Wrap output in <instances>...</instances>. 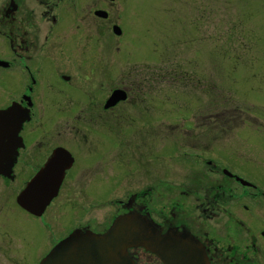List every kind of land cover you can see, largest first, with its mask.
I'll return each mask as SVG.
<instances>
[{"label": "rangeland", "instance_id": "obj_1", "mask_svg": "<svg viewBox=\"0 0 264 264\" xmlns=\"http://www.w3.org/2000/svg\"><path fill=\"white\" fill-rule=\"evenodd\" d=\"M9 1L17 6L19 32L31 42L23 56L54 59L57 73L72 78L61 98L59 88L39 82L37 111L24 132L33 145L68 148L76 165L39 220L28 222L13 198L0 193V264H31L30 255L41 252L35 264L73 228L107 230L119 212L115 201L146 189L152 190L143 201L150 216H166L180 189L222 177L211 174L206 161L248 180L255 195L264 194V0H60L53 12L62 18L51 29L39 19L45 9L34 0H0V58L6 61L12 60L9 21L2 13ZM93 10L108 17H94ZM28 11L33 15L25 22ZM28 65L38 68L35 61ZM16 82L0 70V108ZM116 88L126 90L125 102L107 113L84 112ZM44 89L57 97L44 100ZM94 116L101 119L91 124ZM29 148L28 166L19 169L10 196L38 162ZM181 207L190 214L189 202ZM255 219L244 225L252 234L264 226ZM224 222L207 221L208 237L220 248L243 251L250 243L244 230ZM38 240L39 249L29 254ZM248 250L250 264H264V250ZM131 255L136 264H160L141 249Z\"/></svg>", "mask_w": 264, "mask_h": 264}, {"label": "flooded vegetation", "instance_id": "obj_2", "mask_svg": "<svg viewBox=\"0 0 264 264\" xmlns=\"http://www.w3.org/2000/svg\"><path fill=\"white\" fill-rule=\"evenodd\" d=\"M34 1L37 2L38 5L43 6L45 9L39 12L38 15L39 19L41 21H46L47 24H49L48 26L49 29L53 27L56 28L59 25L62 17L57 12L54 13L53 10L57 8L59 4H61V2H59L60 0H56V2L52 4L49 3L47 0H34ZM69 1L73 2V0H69ZM16 11H17V6L12 1H9L8 4H6L5 8L3 9V13H2L4 18H7L9 21L8 22L9 29L6 34V39L8 42L7 44L9 49V56H11L12 60L6 61L0 58V70L8 72L12 76L15 75L16 78H18V82L11 85L12 89H10V92L14 93V91H16V93L11 94L8 91V93L10 94L8 96V102L5 106H3V108H0V110H5L10 106L15 105L17 106L20 112L27 113L29 115V120L22 124L21 129L18 133V137L20 138L19 146L16 150L17 153H16L15 161L11 167V171L9 175L8 176L0 175V183H1L0 187L3 189L0 193L5 199L6 198L11 199L12 197L14 201L13 204L15 208L18 210V213L25 215L28 221L31 219L39 220L44 216L46 211L51 207L53 200L59 196L64 181L66 179V176L76 165V156L68 148H65L63 145L59 143L53 146H49L48 148L47 147L45 148L42 145V143L38 141L35 142L33 145V143L31 142L32 140L31 136H29V134H25L24 132L25 127L31 123L32 118L34 117V113L35 111H37V109L35 110L36 101L34 100L36 87H38L39 82L41 81L42 83L40 87L42 86V88L46 87L52 90L54 87L59 88L57 89V95L59 94L58 96L61 98L62 96L60 95L63 91L65 92V95L68 94L66 89L70 88L69 86L72 84L71 83L72 78L68 74H63L62 72L57 73L59 68L56 65V63L53 62L54 59H48V60L46 59L39 61L37 57L23 56L25 52L29 51V45H31V42L29 41V39H26L24 37L25 35L24 32L22 31L19 32V24L16 22L15 19ZM96 11L103 12L105 13L106 16L103 18L96 16L95 15ZM96 11L93 10L92 12L94 17L100 18L101 20L106 19L108 17L107 12L103 10H96ZM32 15H33V11H28L26 15V19H24V21L29 22V19L27 17H31ZM43 41L46 42L47 38ZM38 47L39 46H36L34 44V49ZM27 61L28 63L29 62L32 63L33 61L37 62L38 68L36 69L38 70L32 69L31 67L33 65L30 66L28 65V63L26 64ZM59 67H61V65H59ZM47 72H49L48 75ZM21 77L23 78V80H21ZM116 89L110 90L108 95L104 97L101 103L99 102L97 106L94 105L89 106L84 112L89 110L88 114H93L101 110L102 113H107L115 109L120 103L125 102L127 100V93L125 100L116 103L112 107L109 108L105 107L106 101L110 97L111 93ZM41 95L44 100L50 97L49 102L52 99H55V97H57L54 96V94L47 95V91H45V89L41 91L40 97ZM100 119L101 116H94L90 118L89 122L91 124H94L97 123L96 120H100ZM29 147H33L34 150L37 151V155L34 157V160L38 159V162L28 173V176L25 177L22 180V182L20 181L21 185L18 192L15 195L10 196L9 195L10 186H13L18 180V176L20 173L19 169L22 170L28 166L25 158H27V156L31 157L32 153H29L30 152ZM55 149H62L66 151L72 159V164L68 169L64 171V176L59 186L56 197L51 200V202L46 207L42 215L40 217H36L23 210L20 206H18L16 203V197L26 186V184L33 178V176L46 166L52 152ZM204 163L211 167L208 170L211 174H220L222 177L219 178L218 180H215V183L210 182L209 185L208 184L203 185L204 183L201 180L200 182L194 183V187L191 188L186 187L184 189H180L179 193L175 194V198L177 199V201L173 203L172 210L169 211V213L166 216H161V218L157 217L156 219L150 216L146 204H144L143 201L145 196H150L152 190L146 189L143 192L130 195L126 201H122V200L115 201V204L119 206V212H117L115 217L126 213H138V214L146 215L148 219H150L155 225H157L158 229L162 233L166 232L169 229H175L179 232L186 231L202 244V246L205 249L209 264H250L251 262L249 261V258L246 256L247 252L249 251L248 247L251 248L252 253L257 255H259L258 253H260V250L262 252L264 250V226L260 228L257 233L252 234L249 229L244 228V225L245 222L246 223L248 222L247 219L250 220L249 221L250 223L252 221L251 219L253 218H256L259 221H264V217L259 216L260 211L262 214L264 213V194L261 192L260 194L255 195V192L257 191L256 187L251 183L249 185H243L239 181V179H242L246 182H248V180H245L243 177L239 176L238 174L231 173L229 170L225 169L224 167L218 168V165L211 164L210 161H206ZM218 181L219 183H217ZM231 184L234 185L231 186ZM255 198H257V201H255ZM185 202H189V206H190L189 215L187 211H182L184 209L181 207V205H183ZM256 202H258L259 205H256ZM179 209L181 211H177ZM232 209L233 211L236 212L234 213ZM256 212L258 213V217H253ZM223 220L225 221L224 222L225 225H227L228 222H232V224L235 225L237 229L244 230V233L247 235V238L248 240H250V243L248 247H245L243 249V251H238L237 247L234 246L231 247L230 244L225 248L224 247L220 248L216 243L217 240H213L208 237V231L204 230V226L207 225L206 222L212 221L215 223L216 221L220 222ZM73 229L87 230L88 228L79 227ZM105 230L106 229H102L95 233L97 234L103 233ZM60 240L56 241L50 247V249L39 258V260L35 264H39L40 260ZM224 241L227 242L228 240L224 239ZM40 242H41L40 240L37 241V245L35 246L36 249L33 248L31 250H28L29 254L32 251H37L39 249ZM38 254L35 255L34 257H31L30 255L29 262L31 264H33V259L36 256H38ZM130 256L133 259L134 263L136 264L135 258L131 255V252H130ZM4 260L6 261V263L11 262L7 258H4Z\"/></svg>", "mask_w": 264, "mask_h": 264}, {"label": "water", "instance_id": "obj_3", "mask_svg": "<svg viewBox=\"0 0 264 264\" xmlns=\"http://www.w3.org/2000/svg\"><path fill=\"white\" fill-rule=\"evenodd\" d=\"M96 16L105 17V13L96 11ZM113 33L120 34L117 27ZM122 90H114L105 103L109 108L125 100ZM17 108L12 105L5 110ZM22 113V112H21ZM29 115L23 113V119L11 127H0V159L5 167H0V175L8 176L15 161L20 138L18 133ZM56 158V171L45 182L43 194L39 197H27V192L36 176L49 167V162ZM72 164L69 154L62 149H55L46 166L40 170L17 195L16 203L33 216L40 217L52 199L58 193L64 171ZM242 184H247L241 181ZM140 248L154 255L161 264H209L202 244L186 231L169 229L162 233L146 215L126 213L115 217L108 229L95 234L89 230L75 229L59 241L39 264H134L129 255L130 249Z\"/></svg>", "mask_w": 264, "mask_h": 264}, {"label": "snow or ice", "instance_id": "obj_4", "mask_svg": "<svg viewBox=\"0 0 264 264\" xmlns=\"http://www.w3.org/2000/svg\"><path fill=\"white\" fill-rule=\"evenodd\" d=\"M21 119H23V113L19 109L13 108L7 112L0 111V127H11L13 124H18ZM57 163L56 158L49 162V167L39 176H36L29 190L25 192V196L39 198L43 194L45 182L48 176L56 171ZM0 167H5L2 159H0Z\"/></svg>", "mask_w": 264, "mask_h": 264}]
</instances>
